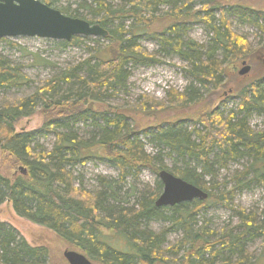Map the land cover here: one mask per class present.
Instances as JSON below:
<instances>
[{"label":"trees","instance_id":"obj_1","mask_svg":"<svg viewBox=\"0 0 264 264\" xmlns=\"http://www.w3.org/2000/svg\"><path fill=\"white\" fill-rule=\"evenodd\" d=\"M39 1L52 7L50 0ZM79 1L75 11L68 8L59 11L106 29L108 36L104 39L108 44L77 66L51 78L32 96L2 100L0 155L4 171H0V204L10 202L19 216L48 229L71 251L96 264H253L246 249L247 237L262 238L264 252V212L260 219L252 212L247 214L238 209L235 213L242 232H222L213 241L212 232L206 226L198 227L195 217L208 206L222 205L242 186L257 183L264 189V129L255 130L249 124L254 115L264 118V70L245 84L247 77H241L242 83H237L235 71L231 75L225 69V65L231 63L235 70L238 63L250 61L254 54L264 52V37L259 48L253 51L246 38L233 33L227 16L249 23L264 36V7L254 0H199L202 7L197 10L190 8L196 0L183 3L179 0H128L126 6L116 8L108 0ZM161 7L167 10L157 15ZM80 11L89 13L92 19H84ZM216 13L220 15L219 20L214 18ZM129 21L133 23L126 25ZM193 24H202L208 30L210 46L205 52L197 43L183 39ZM143 28L149 29L143 32L158 43L161 52L177 55L187 63L185 73L191 78V86L184 93H172L168 105L144 98L146 101L134 112L111 107L107 103L126 87L129 67L159 63L137 42L136 34L143 33H140ZM79 39L60 45L63 48L78 45ZM261 66L263 68L264 61ZM226 79L237 84L233 93H227L233 96L228 97L240 101L236 111L229 113L205 104L192 88L193 83L224 88ZM27 82L28 78L0 57V90L19 88ZM223 101L220 105L226 107L227 102ZM89 102L95 104L92 110L87 108ZM37 106L43 117L41 131L53 133L55 137L49 151L37 152L38 149L31 147L34 135L16 131L17 123L31 117ZM166 113L178 115L177 120L169 123L168 119L156 120ZM147 118L155 121L148 126L142 124ZM88 121L93 128L89 139L69 129L71 122L85 124ZM185 121L191 123L190 129ZM142 138L168 151L170 158L193 160L200 173L196 168L168 170L159 160L160 154L151 157L144 151ZM211 158L218 170L226 169L232 162L247 161L243 171L235 177L236 185L219 196L203 181L204 177L212 175ZM101 160L119 170V183L138 174L141 168L151 169L157 175L165 170L200 188L208 198L195 200L190 204L191 209L179 212L177 210L188 203L156 208L157 197L138 203L137 208H124L118 205L114 189L119 183L105 182V190L91 193L76 187L75 178L67 170ZM244 177L251 179L242 184L240 179ZM166 211L172 215H165ZM151 221L171 222V227L182 231L183 238L163 250L165 235L150 231L147 224ZM15 235L0 223V264H55V255L48 246H32L24 239L17 240ZM113 237L125 240V251L111 248Z\"/></svg>","mask_w":264,"mask_h":264},{"label":"rangeland","instance_id":"obj_2","mask_svg":"<svg viewBox=\"0 0 264 264\" xmlns=\"http://www.w3.org/2000/svg\"><path fill=\"white\" fill-rule=\"evenodd\" d=\"M50 1L52 2L51 8L56 10L68 8L71 12L78 9V3H80L79 0ZM179 1L183 3L188 0ZM108 2L111 6L116 8L118 6H126L128 0H108ZM254 2L264 7V0H254ZM201 7L202 3L199 0L194 1L190 6L193 10L200 9ZM158 10L156 14L160 15L161 12L167 10V8L161 7ZM80 15L86 20L92 19L89 13L85 11H80ZM214 18L215 20H219V13H216ZM227 19L231 24L233 33L246 38L253 51L259 48L264 37L263 34L249 23H243L235 17L227 16ZM132 23L133 21H129L126 25ZM143 29H140V33L141 31L148 32L149 30L147 28ZM146 32H143L144 34H136L137 42L149 54L154 55L159 63L150 66L129 67V78L125 89L117 94L114 99H111L107 105L111 107H124L127 111L129 110L132 112H134V109H136L138 105L146 101L144 98L162 105H168L172 93H184L185 90L191 86V78L185 73L187 63L183 62L177 55H169L161 52L158 43L149 38L148 34H145ZM183 39L202 46L204 52L207 51V48L210 46V35L202 24H193L189 26L187 34ZM3 40L4 41H0V57L17 73L28 78L29 82L19 88L6 91L1 89L0 104L4 98L20 100L32 96L39 87H42L51 78L71 67L77 66L93 55L95 50H99L108 44L107 40L94 37H80V44L65 48L61 47V42L49 39L17 37ZM253 56L255 57L250 61L244 60L246 65L250 67L249 72L244 76L238 75V71L243 67L242 62L237 64L235 70L233 66H231L233 64L229 63L225 65V69H227L231 75H233L235 71L239 78H236L234 80L235 82L242 83L240 82V78L247 77V81H244L246 84L252 80V77L255 78L256 75L260 76L261 71L263 72L264 66L262 68L261 65L264 61V52L256 53ZM218 60H221L220 56H218ZM223 85L222 87L224 88L214 89L212 84L201 87L193 83L192 88L202 96L205 104L212 108L218 107L221 111H225L226 113L236 111L240 101L236 97H228L233 95H227V93L229 91L233 93L234 87L237 84H233V81L228 82V79H226ZM222 101L227 102L226 107H221L220 102ZM94 106L95 104L92 102L87 103V108L90 110L93 109ZM39 109L40 106H37L35 109L36 112L31 117L21 119L16 125V131H22L27 134L32 133L35 140L31 147L38 149L37 152L49 151L54 144L55 137L53 133H43L41 131L43 117L40 112H38ZM176 116L178 115L166 113L156 120L159 122L168 119L166 122L169 123L170 121L177 120ZM136 119L138 120L137 117ZM154 121L155 119L153 118H147L141 123L148 126L153 124ZM91 123V121L85 124H72L71 122L69 124V129H73L80 137L89 139L91 135H93ZM184 124L190 129L191 123L189 121H185ZM249 124L255 130H262L264 129V118L254 115L249 121ZM142 143L144 145V151L151 157H156L160 154L158 156L159 160L163 161L168 170L174 172L178 169L189 170L196 168L197 172L200 173V168L193 160L182 161L176 159L175 156L170 158L167 156L168 151L156 148L147 138H142ZM211 160L214 163L212 175L204 177L203 181L208 187H212V193L214 195L219 196L224 192L230 191L236 185L235 177L243 171L247 165V161L232 162L227 165L226 169L218 170L214 158H211ZM67 170L70 171L75 178L74 185L76 187H82L91 193H99L105 190V182L112 181L116 182V184L119 183V170L106 160L91 161L84 165H75ZM0 171H4V167L1 165V155ZM15 173L20 174L21 172L15 171ZM250 179L251 177H244L240 179V182L243 184ZM158 184H160V188ZM114 189L119 200L118 205L130 209L132 207L137 208L136 205L138 203L146 202L149 198L157 197V200L163 191V186L155 172L151 171V169L141 168L138 174L126 177L125 180L119 183ZM191 203H193V201L188 203L185 207H180L177 211H182L184 208L188 210L191 209ZM238 209L245 210L247 214L252 212L262 219V214L264 212L263 187L254 183L235 190L233 195L228 196L222 205L208 206L196 215L195 219L198 223L197 226H206L207 230L212 232L210 236L211 241L222 232L227 233L228 231H233L234 234H240L242 232L238 228L240 221L235 213ZM178 212H176L175 215H177ZM165 215L171 216L172 212L166 211ZM0 223L9 230L15 232L17 240L24 239L32 246L40 244L48 246L55 255V264H68L63 258V252L64 250H70V248L62 244L48 229L34 224L27 218L19 216L8 201L0 204ZM147 228L157 234L164 233L165 243L162 246L163 250H166L183 238L182 231L178 227H171V222L151 221L147 224ZM247 239L248 243L246 244V249L252 263L264 264L262 238H252L250 235ZM110 244L111 248L114 250H126V242L120 237H113L112 240H110ZM165 255L168 256L167 254ZM169 259H172L171 256ZM90 262L96 264L93 261Z\"/></svg>","mask_w":264,"mask_h":264},{"label":"water","instance_id":"obj_3","mask_svg":"<svg viewBox=\"0 0 264 264\" xmlns=\"http://www.w3.org/2000/svg\"><path fill=\"white\" fill-rule=\"evenodd\" d=\"M108 32L97 24L70 18L59 10L39 0H0V41L17 37L49 39L69 43L73 38H106ZM239 76L246 75L250 67L242 62ZM22 173H25L20 168ZM158 177L163 191L155 201L156 208L174 207L192 201H204L208 194L183 179L162 170ZM63 257L68 264H92L84 255L65 250Z\"/></svg>","mask_w":264,"mask_h":264},{"label":"bare ground","instance_id":"obj_4","mask_svg":"<svg viewBox=\"0 0 264 264\" xmlns=\"http://www.w3.org/2000/svg\"><path fill=\"white\" fill-rule=\"evenodd\" d=\"M92 110V109H91ZM172 208V207H171ZM64 258V257H63Z\"/></svg>","mask_w":264,"mask_h":264}]
</instances>
